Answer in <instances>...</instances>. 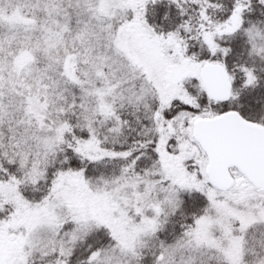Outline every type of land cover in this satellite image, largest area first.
<instances>
[{
  "label": "snow or ice",
  "instance_id": "snow-or-ice-1",
  "mask_svg": "<svg viewBox=\"0 0 264 264\" xmlns=\"http://www.w3.org/2000/svg\"><path fill=\"white\" fill-rule=\"evenodd\" d=\"M0 264H264V0H0Z\"/></svg>",
  "mask_w": 264,
  "mask_h": 264
}]
</instances>
